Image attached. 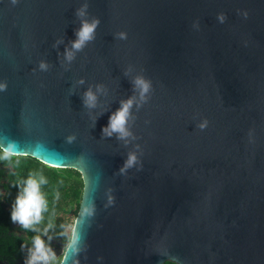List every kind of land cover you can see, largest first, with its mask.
<instances>
[{
  "label": "water",
  "instance_id": "95a60500",
  "mask_svg": "<svg viewBox=\"0 0 264 264\" xmlns=\"http://www.w3.org/2000/svg\"><path fill=\"white\" fill-rule=\"evenodd\" d=\"M0 85V147L82 177L70 242L53 229L42 257L264 264V0H0ZM130 98L131 134H103ZM11 220L0 204V264H26Z\"/></svg>",
  "mask_w": 264,
  "mask_h": 264
},
{
  "label": "trees",
  "instance_id": "16d2710c",
  "mask_svg": "<svg viewBox=\"0 0 264 264\" xmlns=\"http://www.w3.org/2000/svg\"><path fill=\"white\" fill-rule=\"evenodd\" d=\"M0 168L11 171L4 176L0 197V204L10 217L17 207V197L22 194L24 182L29 175L32 174L37 178L44 175L47 179V184L42 185L37 193L40 201L38 210L41 215L40 223L31 229H25L20 223H13L11 220L9 233L12 237L22 244H29L39 235L47 242L50 232L57 229L65 235L68 245L71 236L68 237L65 231L67 215L74 204L77 206L75 218L78 214L84 188L81 174L74 169H54L33 158L21 156L18 159L0 161Z\"/></svg>",
  "mask_w": 264,
  "mask_h": 264
},
{
  "label": "clouds",
  "instance_id": "9594fccd",
  "mask_svg": "<svg viewBox=\"0 0 264 264\" xmlns=\"http://www.w3.org/2000/svg\"><path fill=\"white\" fill-rule=\"evenodd\" d=\"M13 3H16V0H12ZM87 7V6H85ZM247 14L245 13V16ZM78 17L85 16V11L80 9L77 11ZM221 22H223L224 17L221 15L219 17ZM99 24L98 20L88 21L82 20L80 28L76 31L77 39L72 42V47L76 50H81L85 44L95 37L96 27ZM120 38H126L125 33L119 34ZM67 58L71 60L73 58V53L68 52ZM42 69H46L47 65L42 63L40 65ZM134 86L138 88L141 92V96L143 97L146 93L149 92L151 84L149 81L145 80L143 77H137L133 82ZM6 85H0V90H5ZM96 97L92 94L91 91L85 94V104L89 107L95 105ZM133 105V99H129L127 102H122V106L109 118L108 125L103 129V134L107 136H112L113 134H117L118 139H124L129 136L131 133L127 129V122L130 116V109ZM206 125L201 124L200 127L204 128ZM74 137H69L68 142L71 143ZM16 144L15 142H10L7 147H0V161H9L12 160L13 157L16 156L15 152ZM138 162V157L135 153H130L128 158L125 161L124 166L120 169V171L126 172L128 169L134 167ZM141 167L143 165L141 164ZM47 184V179L44 175H40L38 178L32 174L29 175L28 179L24 182L22 188V194L17 197V207L13 210L11 214V218L13 223H20L21 226L25 229H31L34 225L40 223L41 215L40 212L35 210V205L33 203L34 197H38L37 193L42 185ZM32 209V214L24 218L21 210ZM34 247L31 250L30 257L26 261V264H38V262L43 261L44 264H48L49 261H54L56 253L54 249L51 248L49 244V250L51 251V258H44L39 253L41 249L46 245V242L37 235L33 240ZM81 247H77V257L81 253ZM77 264H79V260L77 259Z\"/></svg>",
  "mask_w": 264,
  "mask_h": 264
},
{
  "label": "rangeland",
  "instance_id": "374dc122",
  "mask_svg": "<svg viewBox=\"0 0 264 264\" xmlns=\"http://www.w3.org/2000/svg\"><path fill=\"white\" fill-rule=\"evenodd\" d=\"M20 156H15L13 157V159H18ZM12 159V160H13ZM10 167V166H8ZM77 210V206L76 204H74V206L70 209V211L68 212V215H67V225L65 227V231L67 233V236L70 237L71 236V232H72V228H73V225H74V222H75V211ZM66 244H65V248H66ZM65 248H63L60 252V255L54 259V261H49L48 264H59V261L61 260L62 258V255L65 251ZM48 258H51V257H48ZM38 264H44L43 261L39 262Z\"/></svg>",
  "mask_w": 264,
  "mask_h": 264
},
{
  "label": "snow or ice",
  "instance_id": "6c2138e0",
  "mask_svg": "<svg viewBox=\"0 0 264 264\" xmlns=\"http://www.w3.org/2000/svg\"><path fill=\"white\" fill-rule=\"evenodd\" d=\"M33 203L35 205V210L38 212L39 207H40V201H39L38 197H34ZM21 213H22V215H24V218L27 219V217L32 214V209H28V210L22 209Z\"/></svg>",
  "mask_w": 264,
  "mask_h": 264
}]
</instances>
